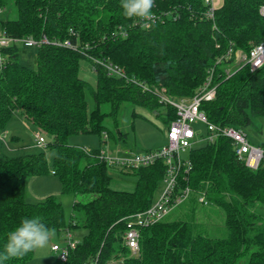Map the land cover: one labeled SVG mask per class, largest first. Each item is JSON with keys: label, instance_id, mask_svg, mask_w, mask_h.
Returning a JSON list of instances; mask_svg holds the SVG:
<instances>
[{"label": "trees", "instance_id": "obj_1", "mask_svg": "<svg viewBox=\"0 0 264 264\" xmlns=\"http://www.w3.org/2000/svg\"><path fill=\"white\" fill-rule=\"evenodd\" d=\"M154 3V21L144 27L142 20L124 17L121 0H0V10L9 4L16 9L15 19L0 21L5 35L45 37L49 42L69 39L80 49L42 44L36 49L35 67L28 68L18 61L17 42L0 48V131L19 111L51 136L44 145L55 151L51 172L61 192L89 198L72 204L73 212L84 215L86 233L57 264H264V158L257 169L247 168L227 138L190 148L191 167L181 172L178 184L204 194L208 204L223 210L227 235L210 237L190 220H164L138 229L139 250L132 254L124 244V218L153 201L163 163L125 170L136 178L134 189L117 190L111 188L108 174L117 167L99 158V148L67 142L76 134L101 137L107 131L105 117L115 116L122 103L157 116L163 110L162 121L168 124L175 118L174 109L160 103L153 89L189 98L208 70L213 71L216 94L202 102L200 110L211 123L244 131L253 119L264 116V63L253 72L247 64H234L235 50L248 53L264 41V17L258 12L264 0H223L212 19L205 17V0ZM81 58L90 62L94 84L79 76ZM101 63L122 69L123 77ZM88 96L93 101L89 112ZM103 141L100 138L99 144ZM48 172L43 152L0 154V253L7 234L24 218L39 217L58 232L78 226L72 218L65 223L53 195L36 203L25 200L26 180ZM32 253L5 264H26Z\"/></svg>", "mask_w": 264, "mask_h": 264}, {"label": "rangeland", "instance_id": "obj_2", "mask_svg": "<svg viewBox=\"0 0 264 264\" xmlns=\"http://www.w3.org/2000/svg\"><path fill=\"white\" fill-rule=\"evenodd\" d=\"M221 0H219V3ZM16 18V9L12 4L0 10V21ZM18 61L28 67L34 68L36 64L35 53L37 47L26 46L23 42L17 44ZM243 53L241 50H235ZM240 65V63H239ZM79 76L91 84L95 83V72L88 60L81 58L79 62ZM87 111L93 109V101L87 97ZM108 112L107 106L103 107ZM135 111V116L132 112ZM162 113L157 116L149 111L122 103L116 115H107L103 121L107 131L98 137L95 134H76L67 139L69 145L86 149L99 148L112 155L123 154L126 151L145 152L148 149L157 148L165 143L164 132L166 123L162 121ZM194 129L203 132V126L193 124ZM38 133L45 144L51 140V136L28 122L19 111L13 112L6 126L0 131V154L6 157L31 155L43 152L48 164L49 172L43 175L31 176L25 182L24 197L29 203L42 201L46 196L53 195L60 203L64 221L67 224L72 218L78 226L66 231L55 230L48 246L45 249L32 253L26 264H57L59 252L51 250L52 245L63 247L69 239L72 242H80L86 233L82 224L84 215L82 212H73L74 200L85 201L89 198L83 195L63 194L59 180L51 172L54 149L35 145V134ZM119 133L122 137L119 138ZM249 142L255 146H264V116L253 119V124L244 130ZM14 137L15 139H12ZM100 138L104 140L99 144ZM203 145V143H199ZM128 169L111 168L108 174L111 178L110 186L113 189L131 191L134 189L136 178ZM130 170V169H129ZM157 194V193H156ZM198 195L191 193L187 200L173 208L164 220H190L205 230L210 237H225L227 230L224 224V212L221 208L207 204L203 205L197 200ZM163 220V221H164Z\"/></svg>", "mask_w": 264, "mask_h": 264}, {"label": "built area", "instance_id": "obj_3", "mask_svg": "<svg viewBox=\"0 0 264 264\" xmlns=\"http://www.w3.org/2000/svg\"><path fill=\"white\" fill-rule=\"evenodd\" d=\"M205 2L208 5L205 17L212 19L215 7L212 0H205ZM258 12L264 17V4L260 6ZM151 21H154V17L149 21L142 20V24L144 27H148ZM16 42H23L24 45L32 47L51 43L55 46L69 48L74 51L80 50L78 45L73 44L69 39L52 42H49L45 37L39 40L32 38L17 39L7 36L0 31V48L8 47ZM3 61L4 58L0 56V68ZM239 63L247 64L251 72L260 68L264 63V41L254 45L248 53L234 51V64L238 66ZM101 65L111 73H116L121 77L124 75L122 69L116 66L103 63ZM212 73V70H208L207 76L201 86L189 98L169 96L166 94L164 88L153 89V93L158 96L159 102L165 106L172 107L175 113V118L166 124L164 132L165 143L163 145L154 149H148L145 152L126 151L123 154L116 155L100 149L99 158L109 166L122 169H135L138 167L152 166L157 161H161L165 167L160 187L150 205L124 218L127 227L123 235L124 244L132 254L138 253L139 250L138 229L163 221L173 208L182 204L191 194L192 189L189 186H180L178 184L181 172L187 173L190 170L191 163L188 159V151L190 148L199 145L201 142L211 144L219 138H227L233 145L236 157L247 168L252 170L257 169L264 158V147L255 146L249 142L243 130L229 125L211 123L205 113L200 110L202 102L211 101L215 98L216 87L212 84ZM193 124L202 125L204 131L200 132L198 129H194L192 127ZM35 135L34 141L36 145L43 146L44 139L38 133ZM103 138L106 139L107 135L105 134ZM197 200L203 205L208 204L202 193H200ZM75 244V242L68 239L65 246L59 247L52 245L51 250L59 252L58 259L65 261L69 249H72Z\"/></svg>", "mask_w": 264, "mask_h": 264}, {"label": "clouds", "instance_id": "obj_4", "mask_svg": "<svg viewBox=\"0 0 264 264\" xmlns=\"http://www.w3.org/2000/svg\"><path fill=\"white\" fill-rule=\"evenodd\" d=\"M154 6V0H121L120 4L124 17L143 21L152 19ZM54 234L55 230L43 224L39 217L22 219L19 226L7 234L0 264L45 249Z\"/></svg>", "mask_w": 264, "mask_h": 264}, {"label": "crops", "instance_id": "obj_5", "mask_svg": "<svg viewBox=\"0 0 264 264\" xmlns=\"http://www.w3.org/2000/svg\"><path fill=\"white\" fill-rule=\"evenodd\" d=\"M223 0H221V2L219 3V0H212V3L214 5L215 8H218L222 5Z\"/></svg>", "mask_w": 264, "mask_h": 264}]
</instances>
